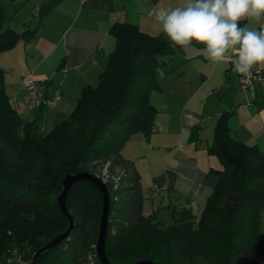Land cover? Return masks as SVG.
<instances>
[{
  "label": "trees",
  "instance_id": "obj_1",
  "mask_svg": "<svg viewBox=\"0 0 264 264\" xmlns=\"http://www.w3.org/2000/svg\"><path fill=\"white\" fill-rule=\"evenodd\" d=\"M49 6V2L41 5L39 17ZM33 33L32 29H5L0 4V51L20 38L30 39ZM109 33L115 47L108 53L97 84L83 86L71 113L43 133L34 132L31 122L24 123L12 106L4 90V69L0 68V257L6 250L4 246L11 243L18 251L30 246L23 263L28 264L40 248L34 242L37 231L52 239L67 226L56 199L63 176L89 171V165L95 162L109 161L113 167L124 166L127 170L128 163L120 152L123 144L134 133H141L148 141L154 131L157 109L149 101V92L158 87V70L169 73L181 64L158 69L181 47H170L164 33L150 35L127 22H113ZM142 76L147 77L144 86L140 84ZM229 113L223 112L218 118L207 149L218 156L221 167L209 171L218 176V181L198 216L190 208L172 207L170 222L162 228L155 213L142 212L144 195L138 172L126 171L127 183L116 189L123 197L117 216L112 215L110 200L105 238L110 261L131 264L149 259L167 264L176 258L180 264H200L195 259L202 245L201 228L208 224L214 235L206 264H264V234L260 231L264 152L256 144H245L230 136ZM105 184L111 198V186ZM65 202L79 218L71 214L70 232L41 251L34 264H101L95 247L90 248L80 236L93 212L101 210L100 189L86 179H78L67 190ZM242 231H246L244 238L238 236ZM137 237L149 246L159 242L160 249L136 245ZM1 264H8L5 257Z\"/></svg>",
  "mask_w": 264,
  "mask_h": 264
},
{
  "label": "crops",
  "instance_id": "obj_2",
  "mask_svg": "<svg viewBox=\"0 0 264 264\" xmlns=\"http://www.w3.org/2000/svg\"><path fill=\"white\" fill-rule=\"evenodd\" d=\"M48 2L47 12L39 17V8ZM184 3L185 0H0L5 29L34 31L30 39L20 38L12 47L0 51L4 90L12 106L24 123L31 122L34 132L48 131L71 113L83 86L97 84L108 53L115 47L109 33L113 22H127L144 33L159 35L163 33L161 26L149 15L153 6L176 7ZM239 24L264 30V17L260 21L243 19ZM203 47L193 41V46L181 48L168 60L166 69L181 63L173 71L158 70L157 90L150 93V103L157 108L151 139L147 141L141 133H134L120 150L129 166L126 171L138 172L142 191L151 197L160 196L168 209L187 207L197 216L218 181V176L209 171L220 168V160L207 149L223 112H230L227 126L234 140L256 144L264 152V79L256 80L248 89L241 88L233 71V57L213 63L201 51ZM26 74L40 81L42 98L53 99L52 106H25L21 79ZM55 95L60 97L55 100ZM161 185L166 187L165 192L156 193L154 190ZM260 231L264 234V208L260 212Z\"/></svg>",
  "mask_w": 264,
  "mask_h": 264
},
{
  "label": "clouds",
  "instance_id": "obj_3",
  "mask_svg": "<svg viewBox=\"0 0 264 264\" xmlns=\"http://www.w3.org/2000/svg\"><path fill=\"white\" fill-rule=\"evenodd\" d=\"M149 15L161 26L169 46L201 51L213 63L232 56L233 71L251 76L254 66L264 64V30L241 27L243 19L260 21L264 0H185L182 6H153Z\"/></svg>",
  "mask_w": 264,
  "mask_h": 264
},
{
  "label": "rangeland",
  "instance_id": "obj_4",
  "mask_svg": "<svg viewBox=\"0 0 264 264\" xmlns=\"http://www.w3.org/2000/svg\"><path fill=\"white\" fill-rule=\"evenodd\" d=\"M167 64L164 65L163 67H159L160 69H166ZM166 67V68H165ZM147 77L142 76L140 79V84L142 86L145 85ZM154 90L153 89L149 92V101H150V93ZM157 109V108H156ZM151 139V138H150ZM149 139V140H150ZM90 170L89 172L97 175L100 179H102L105 183H109L111 186V204H113V210H112V215H116V209L118 206H120V201L123 198L119 193H117L116 189L120 187L122 184L121 183H127V178H126V169H124V166L120 167H113V164L109 161L102 163V162H95L91 163L89 165ZM132 171V170H131ZM130 171V172H131ZM131 174V173H130ZM130 174L128 176H130ZM140 177V176H139ZM141 184V182H140ZM107 187V186H106ZM142 190V187H141ZM142 193H144V198H143V204H142V212L143 214H150V213H155L156 214V219L160 221V225L162 228H165L168 226L170 222V217H169V211L167 205H165L164 200L158 195L155 196H149L147 194V191L143 190ZM57 196V195H56ZM178 210L179 208L176 207ZM69 212L71 214H74V219H78L79 216L77 213L73 212L71 208L69 209ZM100 209H97L95 212H93V215L89 221L86 222L84 230L81 232V241L84 242L86 245H88L90 248L95 247V240L97 239V232H98V226H99V218H100ZM117 216V215H116ZM177 216V215H175ZM246 231H242L241 238L245 237ZM213 232L209 231V226L208 224L204 225L201 228V250L197 258L195 259V262L200 263V264H206L207 257L209 253H207V249L211 246V240L213 238ZM50 239L46 238L45 235L42 233V231H37L34 237V242L37 244H40V247L43 246L45 243H47ZM142 239L140 237L136 238L135 244L136 245H146L150 250L156 251L159 250V242L158 243H153L151 246H149L146 242L141 241ZM3 249H6L2 252L1 257H0V264L2 262V258L5 257L7 259L8 264H15L17 262L18 257H21L22 261L25 263L26 253L28 249H30V246H26V248L23 249V251H18L17 246L14 243H11L6 246H4ZM177 259L174 258L172 262H169L167 264H180V262L176 261ZM5 261V260H4ZM183 264H193L191 261H185Z\"/></svg>",
  "mask_w": 264,
  "mask_h": 264
},
{
  "label": "water",
  "instance_id": "obj_5",
  "mask_svg": "<svg viewBox=\"0 0 264 264\" xmlns=\"http://www.w3.org/2000/svg\"><path fill=\"white\" fill-rule=\"evenodd\" d=\"M78 179H86L92 182L94 185H96L100 189L102 193V207H101L100 218H99L97 239L95 242V255L97 256L101 264H122L119 262L110 261L105 252V238H106L108 214H109V208H110V198H109L108 189L106 187L105 182L102 179H100L97 175L89 171H86V170H82L76 173H67L63 176L61 180L62 187H61L60 192L57 194L56 199H57V204H58L59 209L67 218V226L62 232L55 235L47 243H45L43 246L38 248L28 264H34L38 254L41 251H44L52 247L57 242L65 238L67 234L70 232L73 226V217L66 206L65 198H66V193L69 187L72 185L74 181ZM131 264H156V263L149 259H141Z\"/></svg>",
  "mask_w": 264,
  "mask_h": 264
},
{
  "label": "built area",
  "instance_id": "obj_6",
  "mask_svg": "<svg viewBox=\"0 0 264 264\" xmlns=\"http://www.w3.org/2000/svg\"><path fill=\"white\" fill-rule=\"evenodd\" d=\"M238 82L241 88L248 89L253 86L256 80L264 79V65H257L254 66L251 71V76H245L242 74H238ZM22 86L24 89V104L29 109H35L41 105L43 106H52L54 100H44L41 95V83L40 81L31 74H26L21 79ZM60 96L55 95L54 99H58ZM166 187L161 185L160 187L156 188L154 191L156 193H163L165 192ZM17 263L23 264L21 257H18Z\"/></svg>",
  "mask_w": 264,
  "mask_h": 264
}]
</instances>
